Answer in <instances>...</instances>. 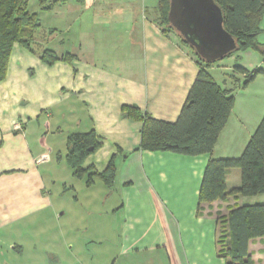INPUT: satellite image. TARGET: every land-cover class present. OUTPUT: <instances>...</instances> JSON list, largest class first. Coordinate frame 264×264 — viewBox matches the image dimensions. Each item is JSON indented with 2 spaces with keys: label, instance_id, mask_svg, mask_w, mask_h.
<instances>
[{
  "label": "crops",
  "instance_id": "1",
  "mask_svg": "<svg viewBox=\"0 0 264 264\" xmlns=\"http://www.w3.org/2000/svg\"><path fill=\"white\" fill-rule=\"evenodd\" d=\"M96 1L84 0L96 19L73 29L79 46L57 51L53 32L39 33L59 56L74 54L70 61L46 64L13 45L0 81V264H225L217 253L220 219L233 207L264 204V193L212 202L198 194L208 159L239 156L264 114V75L241 86L233 66L264 65L248 48L208 67L234 95L211 153L134 150L141 122L124 117L122 107L174 122L199 67L154 22L155 3L94 9ZM91 130L101 145L82 167L101 172L115 156L111 186L98 177L87 185L66 161L69 135ZM225 181L227 189L239 186V168L227 169ZM248 253L264 264V236L249 241Z\"/></svg>",
  "mask_w": 264,
  "mask_h": 264
},
{
  "label": "trees",
  "instance_id": "2",
  "mask_svg": "<svg viewBox=\"0 0 264 264\" xmlns=\"http://www.w3.org/2000/svg\"><path fill=\"white\" fill-rule=\"evenodd\" d=\"M56 0H54L55 2ZM45 8L51 7L49 0H40ZM223 12V26L237 41L239 50L251 48L264 55V44L257 39L264 30L260 22L264 16V0H215ZM169 0H157L154 22L164 34L173 31L179 42L194 54L199 70L174 122L152 118L136 106L124 105L121 114L141 122L140 142L134 150H161L185 155L211 153L218 136L225 126L234 104L232 89L222 88L208 72L214 61L201 58L173 28L167 18ZM41 31V22L36 13L26 8V0H0V81L4 79L9 57L15 43L39 55L46 64L61 59L70 61L76 57L72 53L59 56L55 50L39 42L36 33ZM50 32L53 29L49 30ZM40 48V49H39ZM39 49V51L37 50ZM225 57V56H224ZM233 73L243 74L240 84L246 86L256 76L264 75L262 68L248 70L238 64ZM93 130L73 133L68 137L66 161L73 175L84 178L87 185L93 179H102L111 186L115 179L114 157L106 168L97 172L91 167L83 168L85 158L100 147ZM239 168L240 184L227 189L226 170ZM264 193V114L237 157H213L205 166L198 198L212 202L225 199L229 195L252 196ZM221 227L217 238V253L225 264H253L248 253L251 239L264 236V204H243L233 207L220 219Z\"/></svg>",
  "mask_w": 264,
  "mask_h": 264
},
{
  "label": "water",
  "instance_id": "3",
  "mask_svg": "<svg viewBox=\"0 0 264 264\" xmlns=\"http://www.w3.org/2000/svg\"><path fill=\"white\" fill-rule=\"evenodd\" d=\"M167 18L205 61L222 59L237 48L236 39L223 26V12L215 0H169Z\"/></svg>",
  "mask_w": 264,
  "mask_h": 264
},
{
  "label": "rangeland",
  "instance_id": "4",
  "mask_svg": "<svg viewBox=\"0 0 264 264\" xmlns=\"http://www.w3.org/2000/svg\"><path fill=\"white\" fill-rule=\"evenodd\" d=\"M49 2H51L50 3L51 8H45L46 7L45 5L49 6V3H45V5H43L41 4L40 0H26V8L30 12L36 13L37 17L39 18L41 22L40 34L44 31L48 32V29L51 30V29L56 28L52 32L54 35L53 38L55 37L57 38L58 45L53 46L57 51L60 49L65 50L66 47L73 48L74 45L79 46L81 42L80 37L77 33V30H73V29L78 28V26L81 25V23L84 22L85 20L91 21V20L96 19V10L90 13L84 12L86 9V8L84 9L86 5L84 0H56L55 2L54 0H49ZM156 2L157 0H99L98 2L97 1L94 2V5L92 6V8L97 9L98 5H103L110 9H115V8L118 9L121 6L128 7L129 5H137L138 7H142L144 5L148 6L154 3L156 4ZM59 7H61L63 10L61 14L55 12V9ZM153 15H157L155 6H154ZM60 20L62 22H60ZM69 23H72V29L66 32L67 31L66 27ZM263 32L260 33L259 35L264 34ZM40 34L36 33V37H39ZM170 34L174 36L175 39H177V41L179 42L177 35L173 33V31L170 32ZM262 43L264 44V42ZM255 52L260 57L259 60H261V62L259 63H262L264 65L263 63L264 55H261L258 51H255ZM228 56H225L222 59H218L214 61L212 64H215V66L217 64L223 65L227 62V60H229Z\"/></svg>",
  "mask_w": 264,
  "mask_h": 264
}]
</instances>
